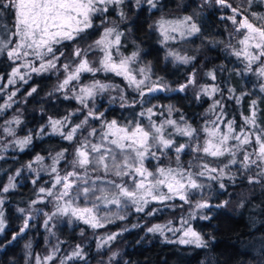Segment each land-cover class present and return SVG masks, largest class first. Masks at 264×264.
Masks as SVG:
<instances>
[{
  "label": "trees",
  "instance_id": "obj_1",
  "mask_svg": "<svg viewBox=\"0 0 264 264\" xmlns=\"http://www.w3.org/2000/svg\"><path fill=\"white\" fill-rule=\"evenodd\" d=\"M230 2L234 7L237 5L246 7L245 0H230ZM133 5L134 0H127L126 21H122L113 11L106 14L107 26H115L117 31L123 33L119 52L117 53L115 48L112 49L114 58L119 60L131 57L136 52L137 58L130 64L136 78L144 79L139 69L145 68L150 77L146 84L159 80L172 89L184 84L192 73H195L196 83L190 85L185 92H157L140 98L134 86L130 87L121 76L105 72H97L95 76L83 73L79 81H73L68 86L69 89L75 87L77 95L80 94V87L89 85L94 80L110 86L102 92L97 90L93 98L86 100L88 108H83L74 98L64 99L65 93L72 96V92L67 89L53 91L57 84L65 78L66 73L62 67L58 74L48 72L37 75L32 73L27 84L17 81L15 85H12L7 83V77L11 73L10 62L5 57H0V77H3L0 79V89H2L0 105L7 100L9 92L19 89L13 97L15 103L0 114V156L3 157L0 159V185H6L9 176L15 177L14 183L16 184V187L10 189L8 193H0L6 197L4 204L6 226L4 233L0 234V264H26V261L27 264H34L35 256L43 258L52 254L53 246L56 245H58V250L55 252V259L49 261L48 264H60V260L73 252L77 245L83 248L84 258H76L68 264H264V187L259 184H249L244 178L247 173H241L235 165L229 166L231 174L237 177L235 183L225 177L223 182L227 187L220 189L217 181L205 179L203 183L211 187H205L202 192L194 193L191 205L178 199L167 201L165 205L151 201L145 207V212L148 209L159 210L154 215L147 216L144 212H136L134 206L127 204L117 213L118 218L96 229L69 216L57 215L49 221L50 226L54 225L51 227V232L55 234L53 237V233L44 226L47 218L45 213L51 214L56 211L55 193L61 190V186L57 185L56 188L51 189L53 196L39 194L38 187L48 189L55 183L56 173L50 172L53 165L52 157L63 149H68L65 152V158L60 160L55 167L61 176L74 170L72 161L75 158L76 147L79 146L77 140L74 139L69 143L59 135L45 136L43 139L34 137L32 145L23 152H19L18 148L15 151L4 150L9 146L8 144H12L13 140L11 135L5 136L3 131L9 126L6 121L20 117L22 124L19 126L13 124L11 127L16 130L17 137H23L29 129H36L46 124L49 117L62 118L81 108L83 110L72 117L74 123L84 119L91 108L99 112L106 110L103 119L107 121L116 119L120 125L140 122L147 126L149 124L147 108L155 106L153 111L156 114L151 119L157 126L168 119L176 120L180 127L187 122L199 130V143L203 144L207 138L203 129L219 127L226 132L227 127L224 123L226 120L235 121L234 126L239 129V126L244 124V116L250 113L252 101H255L257 125L264 129V91H261V87H264V77L246 70V61L232 54L234 49L241 47L238 41L242 38V34L235 31V26L230 20L221 19L222 16H230V10L221 9L215 4L204 5L199 0H160L158 7L152 10H149L147 5L139 9ZM249 12L264 14V3H254ZM189 15L194 16L201 29L196 35L188 37L186 35V37L170 41L165 40L155 27L161 17L178 20ZM0 23L10 27L12 18L5 14L0 18ZM95 24L96 27L88 30L86 39L79 40L81 48H86L101 37L104 25L101 24L99 17L95 18ZM75 43L66 42L68 46L63 48L65 55L69 58ZM170 53L194 59H190L189 63L185 64L176 60L175 56L171 57ZM102 56V52L92 50L89 52L88 59L98 67V61ZM61 60L68 62L63 57ZM58 67H60L59 63ZM253 67L257 68V65ZM208 73L214 74L215 79H212ZM32 86L37 87V92L25 99L27 91ZM203 88L209 89V92L212 88H216L217 91L208 95L203 92ZM230 89L232 91H229ZM145 92L147 93L146 87ZM49 93L53 94L49 95ZM121 96L125 99L121 100ZM134 99H143L147 103L143 106L139 103L129 106ZM214 100L221 101V105L215 109H213ZM169 105L173 106L171 114L168 112ZM141 111L145 112L143 117L139 115ZM217 117H220V121L214 123ZM89 120L99 132L102 121L91 118ZM71 126L69 124V127ZM244 127L247 132L254 131L251 125ZM67 130L65 128V131ZM89 131L91 128L85 126V130L77 133L78 139L83 141L87 137L89 141L99 143V136H88ZM169 133L177 143L194 147L191 138L176 134L173 126L165 124V136L167 137ZM229 143L235 144L236 142L230 141ZM37 154L45 157L43 166H48L47 171L41 172V165L34 162ZM157 155L159 160L146 161V166L148 165L147 167L153 172L158 163L166 168L179 170L182 167L187 172H196L203 170L200 167L203 163L207 162L210 167L219 169L224 167V163L228 160L227 156L214 159L202 153L193 152L187 147L184 152L180 153L179 160L176 159L175 152H170L167 156H161L158 152ZM29 162H33L32 166L36 171L27 169L26 165ZM109 168H111L110 160ZM18 170L21 174L15 176ZM79 170L83 174L82 178L88 179L89 184L95 181L101 187L104 186L101 180H97L98 176H104L103 170L94 171L91 166L88 167L86 173L83 169ZM37 171L39 179L34 185L32 180L37 178ZM225 171L228 172L229 169ZM105 179L121 183L125 180L114 175H109ZM162 191L167 190L162 189ZM202 196L211 204L223 206L218 209L198 210L195 208V202ZM31 201L38 202L30 208ZM225 201H227L226 204ZM59 203L63 206L64 201L60 200ZM78 203L82 204V199ZM180 204H183V207L172 206ZM18 208L25 209L26 215L32 216L29 222L31 227L24 236L9 244L12 233L18 231L22 224ZM99 210L98 213H100ZM192 212H195L197 217L201 213L210 217L207 220L189 219V224L201 234L207 247L197 248L195 245L180 244L179 240L182 237L179 236L178 231H171L172 228L180 229L182 227L181 217L188 219ZM120 216L124 219H120ZM157 224L164 229L163 234L147 231L149 227ZM81 230H83V235H81ZM115 233H120L115 240L108 241L107 244L103 243L109 234ZM29 243L32 257L26 255L29 250L25 248V245ZM98 245L103 246L98 247ZM113 254L115 258L110 259Z\"/></svg>",
  "mask_w": 264,
  "mask_h": 264
},
{
  "label": "snow or ice",
  "instance_id": "obj_2",
  "mask_svg": "<svg viewBox=\"0 0 264 264\" xmlns=\"http://www.w3.org/2000/svg\"><path fill=\"white\" fill-rule=\"evenodd\" d=\"M246 7L237 5L233 6L230 0H203L204 5L215 4L221 9L231 11L230 16H222L221 19L230 20L235 26L236 32H241L242 38L239 39L241 47L233 50V55L238 59L242 58L245 63V69L253 72L255 75L264 77V14L249 12V9L254 3H264V0H245ZM147 5L149 10L158 7V0H134V7L136 9ZM127 0H0V18L5 14L12 18L11 26L0 23V57H5L11 67V73L7 77V83L15 85L17 81L27 84L31 79L32 73L41 75L43 73L52 72L58 74L61 67L66 73L62 82L58 83L53 91H65L66 89L72 92V96L67 93L64 99H76L83 108H88L87 99L93 98L97 90L104 91L108 87L107 84L99 80H94L91 84L80 87V94L77 95L75 87L71 89L68 86L73 81H79L83 73H90L93 76L97 72L113 73L116 76L123 77L130 87L134 86L138 97L143 98L147 94H154L157 92L177 91L185 92L190 85L196 83L195 73L189 79L181 84L178 88L172 89L167 84L161 83L159 80L150 84L146 81L150 79L145 68H140L139 73L143 75L144 79L138 80L133 74L134 69L130 67L136 58L137 53L134 52L131 57L114 58L112 49L115 48L119 52L121 45L122 32L116 30V27H108L105 21L106 14L113 11L122 21L127 20ZM99 17L101 24L104 25L102 35L95 40L93 44H89L86 48L79 46V40L86 39L88 30L96 27L95 18ZM114 23V22H113ZM155 27L159 30L160 35L165 40L173 39L171 33L179 32L181 37L192 36L200 33L201 29L195 21L194 16H184L178 20H168L161 17ZM66 42H76L72 47L70 58L65 55L63 50L68 45ZM98 50L103 53L102 58L98 61L99 66L88 59L89 52ZM170 55L175 56V59L181 63H189L190 57L176 56L174 53ZM68 62H63L61 58ZM38 62V63H37ZM58 63L60 67H58ZM253 65H257L254 68ZM23 69V71H22ZM212 79L215 75L208 73ZM3 79V77H0ZM162 79V78H161ZM144 86V87H142ZM147 88V93L145 92ZM2 91V89H0ZM19 89H15L7 94V100L3 105H0V114L7 111L8 108L15 103L13 97ZM216 88H203L205 94L211 95L215 93ZM229 91H232L231 89ZM264 91V87H261ZM37 92V87L32 86L27 91L26 97L32 96ZM53 93H49L52 95ZM199 98V97H198ZM125 97L121 96V100ZM238 99V98H237ZM143 106L147 101L143 99H134L129 106L135 104ZM221 105V101H213V109ZM123 106V105H122ZM153 107L147 108L149 124L147 126L140 122H134L129 125H120L116 119L111 121L104 120V113L94 111L89 108L84 119L78 123L72 121V117L76 116L83 110L77 109L62 118L49 117L46 124L38 126L36 129H29L27 134L23 137L16 136V130L11 125H21L20 117L6 121L9 125L3 131L13 137L12 144L23 152L33 143V138L43 139L45 136L59 135L62 139L73 142L77 140L78 147L75 150V158L72 161L73 171L66 172L61 176L55 167L60 160L65 158V152L68 149H63L58 152L55 157H52L53 165L50 168L51 173H56L55 183L46 189L45 187H38V193L47 196H53L51 190L57 185L61 186V190L55 193L57 197L56 211L48 214L44 221V226L51 232L49 221L53 216H69L75 220L82 221L93 229L104 227L101 217L97 215L101 205L107 208L109 205H115L118 209L127 204L134 206L136 212H144L145 215H154L159 209H148L145 212V207L151 202L155 201L165 205L167 201L179 200L183 203L192 204V196L194 193L202 192L205 187L203 180L217 181L220 189H226L227 185L224 181L225 177L235 183L237 177L231 174L230 165L237 166L241 173H247V182L251 185L259 184L264 187V129L257 125L256 116V102L252 101L250 113L244 116V124L235 127V121L226 120L227 131H222L219 127L213 129H203L207 134V138L203 144L199 143L198 129L193 128L190 124L185 122L183 127L177 125L176 120H165L159 126L152 121L151 117L156 113ZM173 106H168V112L171 114ZM178 111V110H177ZM222 112V108H220ZM141 117L145 115L144 111L139 113ZM102 121V126L99 132L90 124V120ZM183 119V117H181ZM220 117H217L218 123ZM69 124L72 126L69 127ZM170 125L175 128V133L189 137L192 139V145H185L177 143L172 134L169 133L166 137L164 134V126ZM245 125H251L254 131H245ZM85 126L91 128L88 136H99V143H93L87 137L83 141L79 140L77 133L85 130ZM65 128L68 130L65 131ZM50 129V131H49ZM230 141H235V144H230ZM190 148L193 152L202 153L204 156H210L214 159L227 156L228 160L224 163V167L216 168L210 167L209 163H203L200 167L203 170L196 172H187L182 167L177 170L171 167H163L159 163L155 166V172L146 166L148 160H159L157 153L161 156H167L170 152L176 153V159L179 160L180 153L185 149ZM5 151L7 148L5 147ZM97 154V155H93ZM3 157L0 156V159ZM45 157L37 154L34 157V162L43 167ZM109 160L111 161V168H109ZM33 162H29L26 167L30 171H36L32 166ZM91 166L94 171L103 170L104 176L97 177L104 184L101 187L95 181L89 184L88 179L82 178L75 169H83L85 173L88 167ZM191 167V165H189ZM225 169H229L228 172ZM256 169V171H253ZM216 173V175H213ZM21 171L18 170L15 176H19ZM109 175L120 177H128L123 183L105 179ZM36 179L32 180L34 185L39 179V172H36ZM151 178V179H150ZM14 176L8 177L6 185H0V193H8L10 189H14ZM87 185V186H85ZM166 189L167 191H162ZM67 198V199H64ZM82 199V204L78 203ZM6 197L0 195V234L5 231L4 221V204ZM63 200V206L59 203ZM97 201L100 204L96 203ZM38 201H31V205ZM43 202V201H39ZM50 202V201H49ZM227 201H225V204ZM90 205V206H89ZM173 207H183V204L172 205ZM223 205L210 204L209 200L201 197L195 202L196 209H209L211 207H222ZM17 211L21 214L22 224L19 230L12 233L9 244L16 242L20 237L26 234L31 225L29 221L32 219L30 214L26 215V210L18 208ZM40 211V209H36ZM124 219L123 216L119 217ZM207 220L210 217L207 214L201 213L198 217L195 212L190 213L189 218L181 217L182 228L175 231H182L183 236L179 240L180 244L195 245L197 248L207 247V243L202 238L201 234L195 231L189 224V219ZM183 225H187L183 227ZM135 227V225H134ZM150 233L159 232L163 234L164 229L157 224L147 229ZM120 233L109 234L104 240V244L108 241L115 240ZM83 235V230H81ZM103 245H98L102 247ZM29 251L26 253L28 257H32L30 251L31 244L25 245ZM58 250V245L53 246V253L46 257H34V264H48L49 261L55 259V252ZM74 258H84V251L80 245L73 250L68 257L62 258L60 264H66V260ZM115 254L110 259H114ZM27 264V261H26Z\"/></svg>",
  "mask_w": 264,
  "mask_h": 264
},
{
  "label": "rangeland",
  "instance_id": "obj_3",
  "mask_svg": "<svg viewBox=\"0 0 264 264\" xmlns=\"http://www.w3.org/2000/svg\"><path fill=\"white\" fill-rule=\"evenodd\" d=\"M159 1L160 0H158V3H159ZM199 1H201V2H203V0H199ZM175 35H176V37H175ZM171 36L172 37H174L173 39H168V40H177V39H179V38H182L181 36H180V34H179V32H174V33H171ZM184 37H186V36H184ZM188 37V36H187ZM173 55H171V57H172ZM174 57V56H173ZM38 63V62H37ZM23 70V69H22ZM11 126H13V125H11ZM5 133V132H4ZM5 136H9L7 133H5ZM9 146H7L6 148H7V150L8 151H10V150H13V148H14V146L12 145V144H8ZM17 149V148H16ZM6 150V151H7ZM18 151H19V149H18ZM19 152H21V151H19ZM4 157H6V156H4ZM161 157V156H160ZM148 166V165H147ZM41 172L42 171H47L48 170V166H46V165H44L43 167L41 166ZM76 171H78V173L80 174V176L82 177L83 176V174H81V172H80V170L79 169H75ZM71 171H73V170H71ZM70 171V172H71ZM124 179L125 180H128V177H124ZM151 179V178H150ZM98 204H100V203H98ZM114 206V207H113ZM122 207H123V205H122ZM122 207L121 208H117L115 205H109L107 208H105V207H103V205H101V207H100V210H99V212L100 213H98L97 212V215L99 216V217H101V218H103L102 219V223H104V224H107V222H109V221H113V220H115L116 218H118V216H117V213L122 209ZM112 208H114V209H112ZM112 213V214H111ZM30 222V221H29ZM87 225V224H86ZM89 226V225H88ZM183 227H185V226H183ZM182 228V227H181ZM180 228V229H181ZM176 229H173L172 228V230L171 231H173V232H177V231H175ZM51 233H53V237H55V234H54V232H51ZM178 233H179V236H183V233H182V231H178ZM55 239V238H54ZM72 254V252H70V254L68 255V256H70ZM67 256V257H68ZM66 259V258H65ZM76 258H74V259H72V260H75ZM72 260H66V264H68V263H70V261H72Z\"/></svg>",
  "mask_w": 264,
  "mask_h": 264
},
{
  "label": "water",
  "instance_id": "obj_4",
  "mask_svg": "<svg viewBox=\"0 0 264 264\" xmlns=\"http://www.w3.org/2000/svg\"><path fill=\"white\" fill-rule=\"evenodd\" d=\"M195 146V145H194ZM211 204V203H210ZM212 205H214V204H212ZM212 208H219V207H211V208H209V209H198V210H210V209H212Z\"/></svg>",
  "mask_w": 264,
  "mask_h": 264
},
{
  "label": "flooded vegetation",
  "instance_id": "obj_5",
  "mask_svg": "<svg viewBox=\"0 0 264 264\" xmlns=\"http://www.w3.org/2000/svg\"><path fill=\"white\" fill-rule=\"evenodd\" d=\"M102 112L105 114L106 110H103Z\"/></svg>",
  "mask_w": 264,
  "mask_h": 264
}]
</instances>
